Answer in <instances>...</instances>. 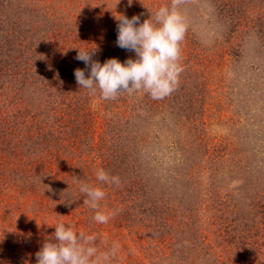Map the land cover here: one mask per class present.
<instances>
[{
    "label": "rangeland",
    "instance_id": "obj_1",
    "mask_svg": "<svg viewBox=\"0 0 264 264\" xmlns=\"http://www.w3.org/2000/svg\"><path fill=\"white\" fill-rule=\"evenodd\" d=\"M162 1L132 0L129 4L128 0H0V24L15 21L37 38L48 30L49 23L54 30L66 23L69 28L73 22L80 23L83 17L95 33L78 39L87 43L103 37L98 25L107 17L117 15L118 6L136 8L148 17L155 7L162 6ZM224 2L229 8H239L241 18L235 17L237 23L217 13ZM177 3L186 17L187 28L193 31L189 42L182 43L188 45L195 41L202 50L198 61H190H194L193 71L184 68L180 73L189 88L188 112L181 111L184 116L177 126L167 121L161 128V125L146 123V111L135 110L144 117L142 123L135 125L137 122L129 115V107L125 110L129 116L121 117L120 107L94 95L86 101L88 108L84 110L91 136L78 132L77 138L96 143L99 154L103 151L97 144L99 137L107 124H114L117 132L113 128L114 136L110 134L113 150L123 135L127 147L131 146L134 152L135 145L142 152H151L141 157V161L130 158L123 167L131 168L135 178H144L149 185H165L157 183L163 178L168 184L169 181L174 184L176 196L173 188L166 189V193L174 196L168 195L167 202L175 206L172 217L165 222L170 225L164 230L166 237L152 232L153 222L148 225L145 217L142 230L152 232V237H143V241L157 255L149 258L141 255V261L134 264H264V44L254 21L264 16V2L178 0ZM20 12L22 16H13ZM87 47L95 48L93 44ZM189 48L180 45L182 53ZM183 56L181 61L187 55ZM50 85V91L35 94L40 97L54 92L58 86ZM136 127L141 132H136ZM108 136L103 134L101 139H109ZM73 146L76 154L84 149L79 142ZM93 159L97 163V158ZM175 172L177 176L173 177ZM111 195L117 203L114 193ZM108 226L117 231L113 224ZM133 240L125 239L137 256L140 248ZM151 251L145 252L154 254ZM160 251L164 252L162 258ZM128 259L133 260L131 256ZM132 263L126 261V264Z\"/></svg>",
    "mask_w": 264,
    "mask_h": 264
},
{
    "label": "trees",
    "instance_id": "obj_2",
    "mask_svg": "<svg viewBox=\"0 0 264 264\" xmlns=\"http://www.w3.org/2000/svg\"><path fill=\"white\" fill-rule=\"evenodd\" d=\"M171 2L172 0H163L160 3L170 5ZM254 3L259 5V1ZM141 7L143 8V5ZM117 8L120 12L113 14L114 16L120 13L128 17L142 14L141 21L147 18L141 11L135 10L136 8ZM157 9L158 7H155L152 13ZM238 9L229 8L224 2L217 13H221L226 20L235 24V17L241 18ZM22 14L13 13V16L16 18ZM113 15L98 25V30L104 34L103 37H97L94 42L87 40L88 44L84 43L86 40H78L81 36L95 34L93 27L88 26L83 17H80V23L73 22L69 28L66 23L54 30L50 27L52 23H49L48 30L37 38H33L34 34L28 29H21L15 21L0 24V264H35L36 251L54 232V226L50 225L57 222H64L66 225L69 222L77 232L94 235L98 252L110 251L113 244L117 245L107 264H126V261L134 264L141 261V255L146 258H149V255H157L151 251V246L143 241V237L151 238L152 232L166 237L165 222L172 217L175 207L169 205L166 199L168 195L171 198L176 196L174 184L170 181L168 184L163 178L162 182L157 183L165 185H149L146 179L135 178L131 168L123 167V164H128L130 158L141 161V157L151 152H142L136 145L134 152L131 146L127 147L123 135L119 136L118 143L114 141L116 150H113L114 124H107L100 135L97 144L103 151L99 154L96 143H88L83 138L78 140L76 134L81 132L91 136L90 124L84 110L88 108L85 106L86 101L94 95L116 104L121 108L120 116L130 115L134 122H137L135 125L142 123L141 120L144 119L140 117L142 114L135 110L146 111V123L161 125V128L167 121L176 125L184 116L181 111L188 112L190 96L186 95L189 88L181 74L178 86L160 99H153L143 90L121 92L114 99H104L99 90L91 94L87 89L79 88L73 70L77 67L85 68L87 75L88 69L83 61L75 59L77 49L73 47L83 49L89 48L87 46L91 44L94 47L97 45L93 59L101 62L110 57H117L121 61L129 56L134 57L133 52L116 45L117 21ZM254 21L264 44V16L256 17ZM227 26L225 22V27ZM50 31L52 33L48 36ZM191 34L193 35V31L187 28L182 41L189 42ZM38 38L40 39L35 42L34 39ZM190 39L192 40L191 37ZM182 41V47L190 48L183 49L184 53L181 49L179 62L183 71L184 68L192 70L194 61H190H198L202 57L201 47H197L198 44H195L194 40L188 45ZM43 44L46 49H43ZM47 51L49 54H46ZM184 54L187 56L181 61ZM50 84L58 85L54 92L45 93L40 97L35 94L46 89L50 91ZM126 107L131 109L129 115L125 111ZM80 116L84 119L79 120ZM137 128L136 132H141ZM115 131L117 132V129ZM103 134H108L109 139H101ZM157 134L154 135L156 138ZM78 142L83 144L84 149H79L76 154L73 145ZM94 157L97 158V163ZM98 168L105 169L109 175L118 176L119 184L97 181L95 171ZM172 176L176 177V172ZM75 177L103 187L105 197L99 202V209H92L83 203L84 196L78 192ZM168 187L174 189H170L175 192L174 196L170 192L166 193ZM66 193L69 198L65 197ZM110 193H114L117 203L112 201V195L109 197ZM97 210L105 213L113 210L114 215L110 216L107 224H113L117 231H112L110 226L104 227L106 223H98L93 219ZM145 217L148 225L153 222L151 233L142 230ZM172 236L174 238V235ZM127 237L133 238L140 248L137 250V256L126 243ZM160 255L162 258L164 252L160 251ZM129 256L133 260L128 259Z\"/></svg>",
    "mask_w": 264,
    "mask_h": 264
},
{
    "label": "clouds",
    "instance_id": "obj_3",
    "mask_svg": "<svg viewBox=\"0 0 264 264\" xmlns=\"http://www.w3.org/2000/svg\"><path fill=\"white\" fill-rule=\"evenodd\" d=\"M128 3L131 4L132 0ZM141 15H113L117 21L115 43L133 52L134 57L129 56L124 61L110 57L101 62L93 59L98 48L96 44L94 49L73 47L77 49L75 59L83 61L88 69L87 75L85 68L73 70L79 88L87 89L91 94L99 90L104 99H114L121 92L139 90L153 99H160L178 86L179 74L183 70L179 62L180 42L187 30L185 15L178 8L177 0L158 7L143 21ZM95 177L104 184L118 185L120 182L118 176L109 175L103 168L96 169ZM74 179L78 192L84 196L83 203L92 209H99V202L105 197L103 187L83 182L77 177ZM65 197L69 198L67 193ZM113 214L97 210L93 219L98 223H107ZM50 226H54V232L36 251L35 264H107L110 255L115 253V244L110 251L98 252L94 235L77 232L64 222Z\"/></svg>",
    "mask_w": 264,
    "mask_h": 264
}]
</instances>
